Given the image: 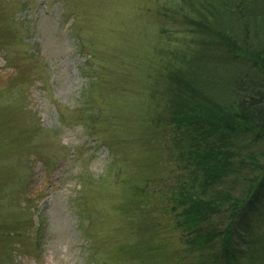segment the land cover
Here are the masks:
<instances>
[{
    "label": "rangeland",
    "instance_id": "374dc122",
    "mask_svg": "<svg viewBox=\"0 0 264 264\" xmlns=\"http://www.w3.org/2000/svg\"><path fill=\"white\" fill-rule=\"evenodd\" d=\"M180 3L0 0V264H225L227 204L197 249L167 201L192 169L157 117L162 53L192 45ZM251 149L264 163V140ZM245 175L212 190L243 198ZM245 225L228 264H264V199Z\"/></svg>",
    "mask_w": 264,
    "mask_h": 264
},
{
    "label": "trees",
    "instance_id": "16d2710c",
    "mask_svg": "<svg viewBox=\"0 0 264 264\" xmlns=\"http://www.w3.org/2000/svg\"><path fill=\"white\" fill-rule=\"evenodd\" d=\"M179 10H187L192 45L181 52L160 49L166 106L157 117L173 124L186 142L181 157L192 160L191 183L167 201L177 223L188 229L186 242L201 249L221 235L207 222L226 204L231 225H245L248 212L264 199V163L251 153L264 140V0H181ZM87 98L81 107L88 112ZM246 171L253 176L243 198L212 190L230 175L247 178ZM231 225L220 241L225 264L233 255ZM92 258L90 264H98Z\"/></svg>",
    "mask_w": 264,
    "mask_h": 264
}]
</instances>
